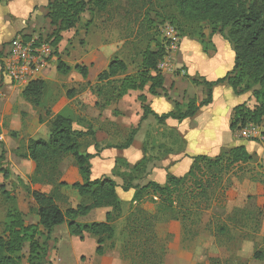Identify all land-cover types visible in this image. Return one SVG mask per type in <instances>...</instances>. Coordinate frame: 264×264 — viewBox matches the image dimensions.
Returning <instances> with one entry per match:
<instances>
[{
	"label": "rangeland",
	"instance_id": "1",
	"mask_svg": "<svg viewBox=\"0 0 264 264\" xmlns=\"http://www.w3.org/2000/svg\"><path fill=\"white\" fill-rule=\"evenodd\" d=\"M167 2L169 0H142L130 7L126 0H117L103 11L86 10L81 22L74 29L63 32V39L54 48L57 52L50 58L52 66L48 73L41 76L47 82V89L39 108L21 95L20 91L26 85L9 82L2 69L0 96L10 98L11 103L4 104L3 101L0 104V170L9 174L5 178V173L0 171V233L5 230L10 213L16 210L22 214L26 225L43 229L39 225L31 193L37 189L36 184L30 181L34 163L24 157L28 140L46 136L58 113L69 116L76 122V128L87 125L97 130L105 128L107 124L102 120L104 114L100 115L101 110L94 102L98 98L96 87L101 85L98 83V74L108 67L113 58L119 57L127 63L125 74H136L141 67L143 52L154 47L158 41L167 42V25L178 32L180 48L182 40L188 37L200 51L210 56L207 57L210 68L213 69L214 60L222 57L224 49H220L221 52L217 54L218 42L214 40L215 35L220 34H212L211 24L182 17L172 7L167 8ZM169 15H178V18L172 22ZM54 30L50 20L38 14L37 18L36 15L32 16L17 35L26 32L48 37ZM180 54L178 49L171 60L166 61L170 64V70L189 78V68L181 64L184 56ZM216 54L220 56L213 57ZM3 56L6 57L0 53V63ZM59 59L71 66L68 73L58 70ZM76 64L89 68L86 79L76 70ZM201 76L198 73L194 77ZM250 98L253 101L249 100L247 104L254 106L253 109L257 102L251 94ZM17 99L20 101L17 102ZM117 105L119 113L114 116L118 118V126L112 131L111 142L121 145L138 125L139 107L135 95L108 107L109 113ZM109 113L105 112V115ZM42 123H45L44 126L38 129ZM143 124H140L141 129ZM257 125L264 136V117L261 124ZM149 127L148 137L140 133V137L136 138L137 141L142 139V143L138 144L142 145L145 153L144 158L136 163L139 164L134 167L121 158L116 166L114 176H126V179L122 178V190L127 182L133 185L147 184L149 168L157 164L160 151L166 150L167 146L172 147V142L166 144L160 137V128L155 120ZM232 131L236 140L257 141L253 143L255 149L264 145L263 138L245 137L239 129ZM95 143L96 136L86 137L83 139V150H88ZM181 146L185 150L184 141L179 144ZM228 146L218 154L220 157H226L230 149ZM100 147L98 143L96 150ZM216 157L212 155L209 159L214 161ZM74 165L76 163L72 156L66 157L60 164L62 180L69 184L83 180L76 169L78 166ZM200 165V171L184 175L181 190L173 196V207L169 208L152 192L145 193L140 200L134 201L132 198L125 202L121 214L114 221L115 234L105 242L103 256L96 254L95 238L85 237L80 241L73 238L67 229L57 228L49 239L41 230L36 237L41 243H47L46 261L41 263L40 259H32L30 243L26 242L20 252L22 264H264V159L256 158L254 162L236 164L223 170L220 169L225 165V160L218 164L212 162L211 165L201 161ZM98 168V161L95 160V173ZM246 179L254 182L256 189L252 191L245 183ZM3 188L9 191V198L2 193ZM61 193L63 197L60 204L63 209L77 202L72 188H62ZM145 215L149 218L147 222L144 220ZM255 254L259 258H255Z\"/></svg>",
	"mask_w": 264,
	"mask_h": 264
},
{
	"label": "trees",
	"instance_id": "2",
	"mask_svg": "<svg viewBox=\"0 0 264 264\" xmlns=\"http://www.w3.org/2000/svg\"><path fill=\"white\" fill-rule=\"evenodd\" d=\"M116 1L49 0L46 6V17L55 30L46 40L56 48L63 39L62 33L74 29L86 10L103 11ZM140 1L142 0H126L130 7L136 6ZM165 6L172 7L180 16L192 21H208L212 26V34H220L232 45L235 52V64L231 71L216 80L210 81L205 77L193 79L195 83L205 87L206 97L203 100L198 102L196 98H192L186 104L177 102L174 110L162 115L156 114L145 104L142 120L146 119L149 114L154 115L160 123L170 117L179 121L190 118L201 107L212 103L215 86L228 82L236 93L250 92L257 102L253 109L246 103L237 105L230 128L236 130L249 123L261 124L264 117V0H169ZM169 17L172 22H175L178 15H169ZM166 44L164 40L162 43L158 41L154 47L147 48L142 54L141 67L136 74H125L128 68L127 63L119 57L113 58L108 67L98 75V83L101 85L95 86L100 98L96 105L100 108L106 107L120 100L130 90L145 89L149 83H151L150 91L155 93L164 81L158 64L167 53ZM57 68L62 73H68L71 70V67L61 59L58 60ZM75 68L85 79L88 77L89 69L86 65L76 64ZM121 75L123 77H120ZM46 89L47 82L44 79H34L25 86L22 96L35 107H40ZM141 98L145 100L144 97ZM136 131L137 128L119 147L128 148L134 140ZM89 136H94L92 128L87 131L76 130L73 128V121L70 117L58 113L51 122L47 139L29 138L24 157L35 163L30 181L33 185L41 184L52 187L50 192L38 189H33L31 192L36 204L34 210L39 217V225L43 229L34 225H26L22 214L17 210L11 212L5 230L0 233V264H22L20 252L26 242L30 243L32 259H40L41 263L45 262L48 251L47 243L46 241L41 243L36 240V237L41 230L47 234V239H49L54 228L64 223H67L72 236L84 238L85 234L89 233L95 237L96 254L98 256L105 254V242L114 236V221L121 214L123 206L117 194L118 184L115 179L112 177L91 178V159L94 155L83 150V139ZM67 156L73 157L83 177L82 181L69 184L62 180L63 172L60 164ZM252 159L253 156L246 146L238 145L229 149L225 158L218 155L214 161L210 160L207 155L194 156V162L187 174L190 175L195 170L200 171L201 161L211 165L212 162L218 164L225 160V165L220 169L223 170V168L229 169L236 164H245ZM0 171L5 173V178L9 177L7 171L2 169ZM184 177L169 174L163 186L154 181L144 185H133L127 182L124 190L135 189L134 201L142 199L145 193L152 192V195H158L161 202L166 203L170 208L175 204L173 196L181 190ZM122 178L126 179V176L122 175ZM199 183L201 184V181ZM62 188L76 190L82 197V201L76 207L68 206L63 209L60 204L63 197ZM2 193L5 197H10L9 191L4 188ZM103 206L111 207L106 214V220L94 222L77 220L78 217L85 216L93 209ZM144 220L146 222L149 220L147 215ZM155 220H157L156 216ZM255 258H259V255L255 254Z\"/></svg>",
	"mask_w": 264,
	"mask_h": 264
},
{
	"label": "crops",
	"instance_id": "3",
	"mask_svg": "<svg viewBox=\"0 0 264 264\" xmlns=\"http://www.w3.org/2000/svg\"><path fill=\"white\" fill-rule=\"evenodd\" d=\"M48 1L49 0H9L6 2H0V53H2L3 55L7 54L9 42L17 35L18 32L22 31L27 26V22L32 16L34 17L36 15V18L38 14H43L46 16V6L48 4ZM22 33L40 34L26 32ZM41 36H43V38L45 39L47 38V35ZM215 39L216 42H218L217 54L221 52L220 49H224V54L221 58L214 60L215 64H213V69L209 66V58L211 57L206 53L200 51V49L192 39L185 37L182 40L180 48V55L183 54L184 56V60H182L181 64H186L189 68V70H187V75L191 77H189L190 79L183 77L181 74L176 73L174 70L161 71L164 81L162 86L156 89L155 93L150 91L151 83H149L145 87V89L130 90L120 100H118L117 102H112L103 108H100L96 105L97 101H99V97L95 99L94 104L101 111L105 110L106 113H109V109H107L108 107H111L113 104L119 103V101H122L124 98H129L130 95L136 96V103L139 107V114L137 115L139 121L137 127L132 129L133 131L137 128V131L134 135L132 144L128 148H120V144L114 145L111 142L113 140L112 131L116 130L118 126V118L114 116L115 113H119L117 109L118 105L110 109V115H105V112H99L100 115H102V113L104 114L102 120L107 124L106 127L104 125L105 128H100L97 130L91 125L83 127L80 126L76 128L74 126L76 122L72 120L73 128L76 130L87 131L93 127L92 129L94 131V137L96 136L97 138V143L94 144L95 147L93 146L86 150V152L94 155L91 159V178L96 179L102 177H112L113 179H115L118 184L117 194L122 201V205L133 198L135 189L131 188L128 191L122 190L121 184L123 179L118 178L116 175L114 176L116 166L118 165L121 158H125L132 166H134L138 161L144 158V149L142 145L140 146L138 144L142 143V139L140 141H137L136 138L140 137V133H143L147 137L149 136V124L152 123V120H155L157 122V127L160 128L158 130L161 132L160 137L162 138V140H164L166 144H170V142H172L173 144L172 147L167 146L165 147L166 150L160 151L157 164L154 163L150 166L149 173L147 175L148 182L154 181L163 186L166 184L169 174L175 175L177 177H183L190 171L194 162V156L202 154L207 155L208 157L212 155L218 156V154L224 147L230 145L231 141H233V144L231 146H228L230 149L238 145L246 146L248 151L253 156V159L250 162H254L256 158H260V160L264 159V145L260 146L258 149H255L253 143L257 141L234 139L235 135L230 128L231 121L234 115V109L237 105L243 103H246V105L249 106L247 102L249 100V102H252L253 100H251L250 98L251 93L247 92L244 94H238L234 91L233 87L228 82L215 86L213 91L212 103L201 107L198 112L190 118L179 121L178 119L170 117L166 119L165 122L160 123L154 115L149 114L146 119L142 120V117L144 115L143 105L145 104L148 105L149 108L156 114L162 115L174 110L177 102L186 104L192 98H196L198 102L203 100L206 97V90L203 85L197 84L193 81L194 78H198L194 77L196 74L200 73L202 75L201 77H205L207 80L213 81L220 77H223L233 69L235 64V52L232 49L231 44L226 39L223 40L220 35H215L214 40ZM217 54L213 57L220 56ZM3 59L4 56L1 59L2 62L0 63V77L3 68ZM51 66L52 64L50 61L49 65L42 72V75L48 73V70L51 68ZM6 79L11 82L8 78ZM20 93L22 95V91H20ZM141 97H144L145 100H143ZM3 101L4 104L11 103L10 98L5 99L0 96V104ZM18 101H20V99H17V102ZM249 107L252 108L254 106ZM142 122L144 123L143 129L140 128V124ZM44 124L45 123L40 124L38 126V129H41ZM50 129L46 133V136H39V138L47 139L49 137ZM177 141H179V143ZM183 141L185 144V150L181 149L182 146L179 147V144H181ZM98 143L101 144V147L97 151L96 146ZM95 160L98 161L99 167L97 173L94 172ZM74 167H76V165H74ZM76 169L77 171H79L78 167H76ZM80 181H82V179H80ZM245 183L248 187H251L252 191L256 189V185L254 184V182H250L249 179H246ZM36 186L37 189L42 187L40 190L44 192H50L52 189L51 186L47 185L36 184ZM73 194L76 196L77 202L74 205L70 206L76 207L82 201V197L76 190H74ZM110 210L111 207L109 206L95 208L89 214L78 217L77 220L80 222L104 221L106 220L107 212ZM57 228H65L69 232L67 223L56 226L54 230ZM72 237L75 239L78 238L80 241H83L85 237L86 239H91V237L93 236L89 233H86L84 238H80L77 236Z\"/></svg>",
	"mask_w": 264,
	"mask_h": 264
},
{
	"label": "built area",
	"instance_id": "4",
	"mask_svg": "<svg viewBox=\"0 0 264 264\" xmlns=\"http://www.w3.org/2000/svg\"><path fill=\"white\" fill-rule=\"evenodd\" d=\"M176 29L170 25L166 26L165 37H167L166 55L158 64L160 71L171 69L168 61L179 49V37ZM54 47L40 34L16 35L8 44V52L4 58L3 75L10 81L27 85L34 79H41L42 72L49 65L50 58L54 54ZM168 60V61H166ZM241 135L248 138H263L260 126L249 123L239 129Z\"/></svg>",
	"mask_w": 264,
	"mask_h": 264
}]
</instances>
